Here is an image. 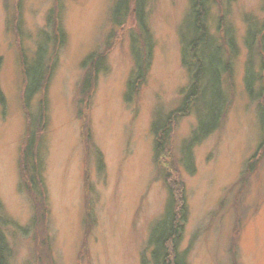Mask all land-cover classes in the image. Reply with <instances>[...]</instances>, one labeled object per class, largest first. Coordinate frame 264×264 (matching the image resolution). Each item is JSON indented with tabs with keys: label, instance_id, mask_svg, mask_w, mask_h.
I'll return each mask as SVG.
<instances>
[{
	"label": "rangeland",
	"instance_id": "374dc122",
	"mask_svg": "<svg viewBox=\"0 0 264 264\" xmlns=\"http://www.w3.org/2000/svg\"><path fill=\"white\" fill-rule=\"evenodd\" d=\"M138 1L114 16L118 0H0V226L9 264H152L148 239L173 180L187 205L178 244L187 264H264V0H208L207 31L229 64L220 85L227 104L218 128L191 148L192 172L185 143L203 107L198 98L185 103L191 3ZM249 27L258 32L251 39ZM41 53L45 80L25 101L24 65ZM250 61L259 96L245 86ZM29 114L37 123L28 128ZM33 129L38 188L20 163Z\"/></svg>",
	"mask_w": 264,
	"mask_h": 264
},
{
	"label": "trees",
	"instance_id": "16d2710c",
	"mask_svg": "<svg viewBox=\"0 0 264 264\" xmlns=\"http://www.w3.org/2000/svg\"><path fill=\"white\" fill-rule=\"evenodd\" d=\"M129 0H118L113 10V15L116 16L121 9L127 8ZM136 5L139 4L138 0H135ZM190 15L191 22L187 25L189 32L187 34L189 39L187 40V47L183 48V65H187L188 70L191 73L192 85L188 92V98L185 103L192 98L195 100L198 98L199 106L203 107V111L198 115L199 121L193 134L185 143V157L184 165L187 170L193 171L192 166V147L198 144L202 139L209 135L210 132L218 128L221 118L223 117L225 106L227 104L224 92L221 88V75L224 71H229V64L224 59L223 53L219 47L211 41L206 26V14L208 9V0H190ZM138 9V24L143 35L148 37V29L144 21V13L142 8ZM113 16V20H114ZM249 39L253 38V34L258 33L257 30L248 28ZM190 34V35H189ZM141 35V38H145ZM264 34L260 37V44L264 42ZM149 39V38H147ZM248 39V37H247ZM248 39V40H249ZM263 39V40H262ZM145 41V40H144ZM146 46H150L149 40H146ZM261 44V45H262ZM189 54V60L192 63H187L185 56ZM43 53L40 54V58H37L27 67L24 65V73L27 79L24 100L29 101L34 94L40 90L45 80L44 76V63ZM140 57V56H139ZM138 59V57H137ZM136 60L138 68H140V62ZM252 61V60H251ZM249 62L246 66L245 73V86L250 96H259L263 90V86H259L258 94H254L253 86L258 81L260 76L256 77V72L253 70L252 62ZM26 63V62H25ZM1 65V57H0ZM142 70V67H141ZM139 73V72H138ZM141 76V74H139ZM264 75V74H263ZM88 78L85 83L88 84ZM85 85V84H84ZM263 93V92H262ZM4 100L3 94L0 90V103ZM264 103V99L262 100ZM184 107L181 111H183ZM44 108H40L38 115L44 118ZM37 115V114H36ZM29 127L36 126L37 119L31 118ZM264 125V115L260 116ZM35 121V123H34ZM33 126V127H34ZM34 130L28 131L26 139V145L23 149L21 157V169L30 176V182H33L35 188L41 185V162L34 159L36 153L34 142ZM168 127L160 128V134H162V140L166 141V134ZM160 145V150H162ZM28 180V181H29ZM31 184V183H30ZM167 187L170 193L169 204L164 212L163 216L154 223L151 228L148 245L152 247L151 262L152 264H187L186 251L180 252L178 250L179 240L182 236L184 224L187 218V205L185 204V196L181 190V183L173 180L167 182ZM40 196L41 194L38 193ZM1 224V222H0ZM9 247L4 238V234L0 226V264H9Z\"/></svg>",
	"mask_w": 264,
	"mask_h": 264
}]
</instances>
